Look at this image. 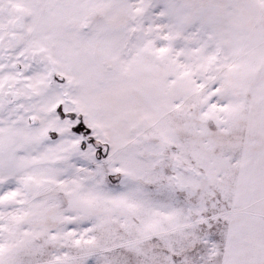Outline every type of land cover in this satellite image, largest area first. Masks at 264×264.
<instances>
[{
    "label": "snow or ice",
    "instance_id": "snow-or-ice-1",
    "mask_svg": "<svg viewBox=\"0 0 264 264\" xmlns=\"http://www.w3.org/2000/svg\"><path fill=\"white\" fill-rule=\"evenodd\" d=\"M0 264H264V0H0Z\"/></svg>",
    "mask_w": 264,
    "mask_h": 264
}]
</instances>
